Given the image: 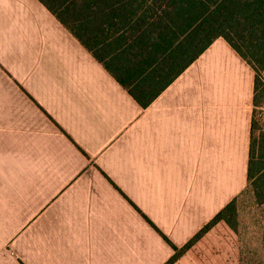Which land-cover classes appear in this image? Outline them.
Listing matches in <instances>:
<instances>
[{"label": "crops", "instance_id": "crops-1", "mask_svg": "<svg viewBox=\"0 0 264 264\" xmlns=\"http://www.w3.org/2000/svg\"><path fill=\"white\" fill-rule=\"evenodd\" d=\"M256 78L220 38L145 108L39 0H0V264H167L249 187ZM173 264H247L240 231Z\"/></svg>", "mask_w": 264, "mask_h": 264}, {"label": "trees", "instance_id": "trees-1", "mask_svg": "<svg viewBox=\"0 0 264 264\" xmlns=\"http://www.w3.org/2000/svg\"><path fill=\"white\" fill-rule=\"evenodd\" d=\"M39 1L145 108L220 38L256 70L257 103L264 72V0ZM249 182L257 202L264 206V139L258 149L254 132ZM236 202L167 264H173L216 223L224 220L235 230Z\"/></svg>", "mask_w": 264, "mask_h": 264}, {"label": "rangeland", "instance_id": "rangeland-1", "mask_svg": "<svg viewBox=\"0 0 264 264\" xmlns=\"http://www.w3.org/2000/svg\"><path fill=\"white\" fill-rule=\"evenodd\" d=\"M260 81L254 107V139L258 149L264 139V85ZM258 154H260L258 150ZM235 226L240 231L247 264H264V206L250 185L236 202Z\"/></svg>", "mask_w": 264, "mask_h": 264}, {"label": "built area", "instance_id": "built-area-1", "mask_svg": "<svg viewBox=\"0 0 264 264\" xmlns=\"http://www.w3.org/2000/svg\"><path fill=\"white\" fill-rule=\"evenodd\" d=\"M260 79H261V81H262V83L264 85V72L260 73Z\"/></svg>", "mask_w": 264, "mask_h": 264}]
</instances>
